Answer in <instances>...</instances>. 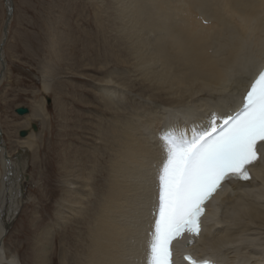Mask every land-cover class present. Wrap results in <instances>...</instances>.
I'll list each match as a JSON object with an SVG mask.
<instances>
[{
    "label": "bare ground",
    "instance_id": "6f19581e",
    "mask_svg": "<svg viewBox=\"0 0 264 264\" xmlns=\"http://www.w3.org/2000/svg\"><path fill=\"white\" fill-rule=\"evenodd\" d=\"M110 8L106 66L101 76L87 77L93 103L77 93L76 105L91 111L76 113L73 144L58 142L60 195L51 224L57 264H141L163 136L173 129L190 134L212 113L228 114L264 60V0H111ZM7 47L0 86L10 67ZM47 74L34 76L45 93ZM46 101H34L24 114L16 107L28 120L18 140L0 146V264H23L5 246L16 223L4 231L23 202L18 192L27 164H36L35 132L47 118ZM255 176L212 195L217 203L200 234L186 231L172 241L174 258L191 250L219 264H264V163ZM50 228L39 232L29 264L50 263Z\"/></svg>",
    "mask_w": 264,
    "mask_h": 264
},
{
    "label": "rangeland",
    "instance_id": "374dc122",
    "mask_svg": "<svg viewBox=\"0 0 264 264\" xmlns=\"http://www.w3.org/2000/svg\"><path fill=\"white\" fill-rule=\"evenodd\" d=\"M12 4L13 17L5 41L10 67L0 86L3 139L13 144L20 138V125L28 120L14 113L16 107L29 111L34 101L40 102L46 96L47 118L38 123L35 132L36 164L34 167L27 164L23 202L9 228L11 230L16 223L5 246L21 263L29 264L39 232L51 227L46 259L49 264H57L58 233L51 224L60 195L58 142L62 139L73 144L70 134L76 113L91 111L76 105L77 93L82 94L84 102L93 103L87 91L90 86L87 77L101 76L106 66L108 42L114 33L111 0H12ZM4 20V0H0V34ZM94 63H98L96 67ZM115 66L117 72L121 70ZM39 71H48L50 89L46 93L34 77ZM130 73L127 68L123 75Z\"/></svg>",
    "mask_w": 264,
    "mask_h": 264
},
{
    "label": "snow or ice",
    "instance_id": "6c2138e0",
    "mask_svg": "<svg viewBox=\"0 0 264 264\" xmlns=\"http://www.w3.org/2000/svg\"><path fill=\"white\" fill-rule=\"evenodd\" d=\"M264 142V66L254 74L239 107L212 113L206 126L170 130L162 138L156 198L141 264H173L171 242L184 231L198 236L204 205L222 182L248 181ZM188 264H216L185 255Z\"/></svg>",
    "mask_w": 264,
    "mask_h": 264
},
{
    "label": "water",
    "instance_id": "95a60500",
    "mask_svg": "<svg viewBox=\"0 0 264 264\" xmlns=\"http://www.w3.org/2000/svg\"><path fill=\"white\" fill-rule=\"evenodd\" d=\"M4 3H5V7L7 8V9H9V10H11V0H4ZM10 14V13H9ZM10 17V20H11V17H12V14H10L9 15ZM9 20V21H10ZM4 33H5V38H6V36H7V31H6V26H5V28H4ZM2 46V45H1ZM4 71V65L2 64V70L0 71V75H1V73ZM16 112L18 113V114H24V113H26V112H28V110L26 109V108H24V107H18L17 109H16ZM0 138L2 139V133H1V131H0ZM19 154L18 153H16V157L18 156ZM8 229H9V227H5V231H4V234L8 231Z\"/></svg>",
    "mask_w": 264,
    "mask_h": 264
}]
</instances>
